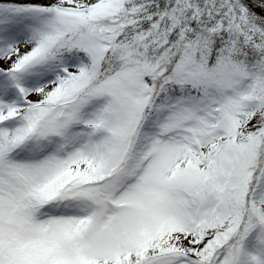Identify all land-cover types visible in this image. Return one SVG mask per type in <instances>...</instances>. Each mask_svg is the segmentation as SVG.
Masks as SVG:
<instances>
[{
    "label": "snow or ice",
    "instance_id": "1",
    "mask_svg": "<svg viewBox=\"0 0 264 264\" xmlns=\"http://www.w3.org/2000/svg\"><path fill=\"white\" fill-rule=\"evenodd\" d=\"M0 264H264V0H0Z\"/></svg>",
    "mask_w": 264,
    "mask_h": 264
}]
</instances>
